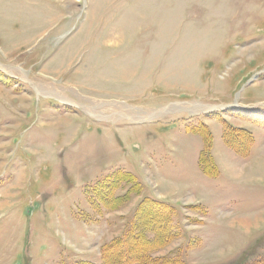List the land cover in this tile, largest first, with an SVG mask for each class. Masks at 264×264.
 <instances>
[{
  "label": "rangeland",
  "instance_id": "obj_1",
  "mask_svg": "<svg viewBox=\"0 0 264 264\" xmlns=\"http://www.w3.org/2000/svg\"><path fill=\"white\" fill-rule=\"evenodd\" d=\"M143 197L153 258L264 264V0H0V264H103Z\"/></svg>",
  "mask_w": 264,
  "mask_h": 264
},
{
  "label": "trees",
  "instance_id": "obj_2",
  "mask_svg": "<svg viewBox=\"0 0 264 264\" xmlns=\"http://www.w3.org/2000/svg\"><path fill=\"white\" fill-rule=\"evenodd\" d=\"M231 132L234 134L236 133V130L231 129ZM237 132H239V130H237ZM229 134L231 133L229 132ZM241 135L243 136V134ZM246 136L248 140L250 137L248 135ZM231 140L232 142H230V145L236 150L235 147L237 144L233 142V138ZM201 156L202 154H200L199 157V167L202 174L214 176L217 173V169L211 155L208 153L204 154L205 159ZM110 179L111 183L109 186L101 188V191H108V195L111 200L108 202L100 199L99 201L112 211L119 209L122 205L132 199V197L139 196L142 192L141 184L130 173L116 171ZM97 186L98 187L92 190L94 193H97L100 190L99 184H97ZM123 186L127 187V191L122 195H116V192L122 189ZM173 211L174 207L169 205V203H164L149 197L141 198L136 210L134 211L135 218L127 223L128 229L124 232V234L110 242L109 245H103L100 248L101 260L103 264H112L108 252L109 250H111L110 252L113 255L112 260L119 261L121 264H185L183 261H179L178 259H168L167 257H164L163 259L153 258L151 255L154 251H156L155 249L160 250V248L165 247L171 240L175 239V236L178 237L176 232L174 233L171 228L173 224ZM174 214L175 211L173 212V216ZM161 215L164 218H162ZM137 216L139 217L136 219ZM156 216H160L161 219L158 220V224H160L159 230L158 227L156 228L150 223V219L155 220ZM146 217L150 218L146 219ZM155 221H157V219ZM148 232L152 233L154 240L159 241L157 245H151L147 242L150 241V239L146 236ZM140 242L145 243L138 244Z\"/></svg>",
  "mask_w": 264,
  "mask_h": 264
},
{
  "label": "crops",
  "instance_id": "obj_3",
  "mask_svg": "<svg viewBox=\"0 0 264 264\" xmlns=\"http://www.w3.org/2000/svg\"><path fill=\"white\" fill-rule=\"evenodd\" d=\"M236 155H238V154H236ZM212 157V156H211ZM213 159V158H212ZM213 162H214V160H213ZM215 165V164H214ZM198 167H199V164H198ZM216 167V166H215ZM216 169H217V167H216ZM217 173H218V170H217Z\"/></svg>",
  "mask_w": 264,
  "mask_h": 264
},
{
  "label": "bare ground",
  "instance_id": "obj_4",
  "mask_svg": "<svg viewBox=\"0 0 264 264\" xmlns=\"http://www.w3.org/2000/svg\"><path fill=\"white\" fill-rule=\"evenodd\" d=\"M50 90V89H49ZM53 91H55V90H53ZM91 102V101H90ZM92 105V104H91ZM91 108V107H90ZM91 109H93V108H91ZM96 109V108H95ZM237 146V145H236Z\"/></svg>",
  "mask_w": 264,
  "mask_h": 264
}]
</instances>
